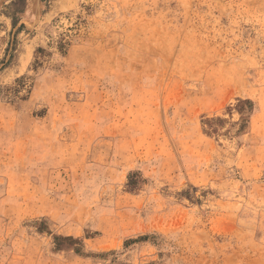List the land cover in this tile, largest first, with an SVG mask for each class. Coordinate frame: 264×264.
I'll return each instance as SVG.
<instances>
[{
    "label": "rangeland",
    "instance_id": "obj_1",
    "mask_svg": "<svg viewBox=\"0 0 264 264\" xmlns=\"http://www.w3.org/2000/svg\"><path fill=\"white\" fill-rule=\"evenodd\" d=\"M0 264H264V0H0Z\"/></svg>",
    "mask_w": 264,
    "mask_h": 264
},
{
    "label": "trees",
    "instance_id": "obj_2",
    "mask_svg": "<svg viewBox=\"0 0 264 264\" xmlns=\"http://www.w3.org/2000/svg\"><path fill=\"white\" fill-rule=\"evenodd\" d=\"M242 103L251 104L250 101H245V102H242ZM240 104H241V102H240ZM130 179H131V178H130ZM132 183H133V182H131V180H130V182L128 183V188H129V190H131V188H132V187H131Z\"/></svg>",
    "mask_w": 264,
    "mask_h": 264
}]
</instances>
